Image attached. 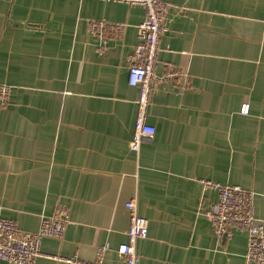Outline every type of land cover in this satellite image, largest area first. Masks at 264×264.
Masks as SVG:
<instances>
[{
  "label": "crops",
  "instance_id": "crops-1",
  "mask_svg": "<svg viewBox=\"0 0 264 264\" xmlns=\"http://www.w3.org/2000/svg\"><path fill=\"white\" fill-rule=\"evenodd\" d=\"M168 31L139 153L130 148L139 90L129 57L146 10L116 0H0V217L25 231L64 207L70 225L42 251L60 259L123 264L129 211L149 221L139 264H247L248 236L219 240L204 209L205 183L254 193L264 220V0H166ZM126 25L100 55L88 21ZM250 104L248 115L241 113ZM40 257L35 264H68ZM0 264H10L0 260Z\"/></svg>",
  "mask_w": 264,
  "mask_h": 264
},
{
  "label": "built area",
  "instance_id": "built-area-1",
  "mask_svg": "<svg viewBox=\"0 0 264 264\" xmlns=\"http://www.w3.org/2000/svg\"><path fill=\"white\" fill-rule=\"evenodd\" d=\"M130 6L142 7L146 10L145 20L138 25L139 43L129 57V85L139 90L136 101V118L130 148L139 153L142 143L152 139L156 128L148 123V111L151 94L158 84H166L177 77L183 79V87L188 85L187 76L179 71L157 75L156 66L159 61L161 38L168 31V13L172 8L166 0H116ZM88 31L98 43V53L102 55L111 41L124 38L126 25L102 20L88 21ZM11 87L0 85V108H4L9 100ZM250 104L244 103L241 113L248 115ZM206 187L214 188L218 192V202L208 209H204L219 240H228L236 232H245L248 236L246 252L247 264H264V220L255 216L254 193L240 186L222 185L206 182ZM129 211V229L127 242L121 244L118 255L123 264H139L137 242L145 239L149 234V221L138 213L135 200L126 203ZM69 210L58 208L51 217H42L39 230L30 232L22 230L14 220L0 217V260L10 264H35L46 256L62 260L57 256L44 255L42 243L46 238L61 239L66 228L70 225ZM109 245L98 248V258L95 261H82L76 257L63 259L68 264H107L104 253Z\"/></svg>",
  "mask_w": 264,
  "mask_h": 264
}]
</instances>
